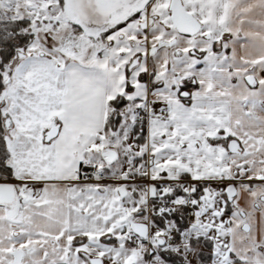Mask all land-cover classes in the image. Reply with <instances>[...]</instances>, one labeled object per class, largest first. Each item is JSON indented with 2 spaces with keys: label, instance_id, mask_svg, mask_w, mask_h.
<instances>
[{
  "label": "snow or ice",
  "instance_id": "snow-or-ice-1",
  "mask_svg": "<svg viewBox=\"0 0 264 264\" xmlns=\"http://www.w3.org/2000/svg\"><path fill=\"white\" fill-rule=\"evenodd\" d=\"M0 264H264V0H0Z\"/></svg>",
  "mask_w": 264,
  "mask_h": 264
}]
</instances>
